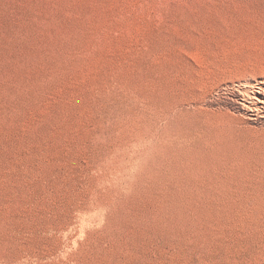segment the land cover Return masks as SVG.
Returning <instances> with one entry per match:
<instances>
[{"label": "rangeland", "instance_id": "rangeland-1", "mask_svg": "<svg viewBox=\"0 0 264 264\" xmlns=\"http://www.w3.org/2000/svg\"><path fill=\"white\" fill-rule=\"evenodd\" d=\"M264 0H0V264H264Z\"/></svg>", "mask_w": 264, "mask_h": 264}, {"label": "bare ground", "instance_id": "bare-ground-1", "mask_svg": "<svg viewBox=\"0 0 264 264\" xmlns=\"http://www.w3.org/2000/svg\"><path fill=\"white\" fill-rule=\"evenodd\" d=\"M242 107L247 111H257L264 115V82L256 81L254 84L243 85Z\"/></svg>", "mask_w": 264, "mask_h": 264}]
</instances>
